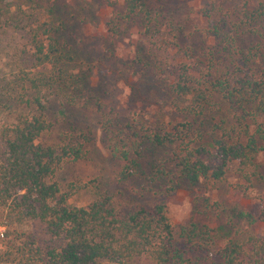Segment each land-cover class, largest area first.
Wrapping results in <instances>:
<instances>
[{
    "label": "trees",
    "instance_id": "obj_1",
    "mask_svg": "<svg viewBox=\"0 0 264 264\" xmlns=\"http://www.w3.org/2000/svg\"><path fill=\"white\" fill-rule=\"evenodd\" d=\"M51 13L35 0H0V65L6 56L0 108L11 117L0 120V264H132L141 257L154 264H264V208L231 217L262 230L207 252L197 227L178 234L161 202L121 211L94 183L61 189L52 181L64 162L83 158L87 136L72 132L57 143L44 138L52 130L45 116L52 99L74 103L84 85L70 66ZM257 16L261 25L251 12L241 32H213L218 47L197 60L190 48H180L174 33L170 41H160V50L172 51L166 62L171 106L188 119L151 127L144 118L120 124L104 115L107 149L122 164L118 182L141 176L172 193L180 180L221 183L233 175L245 191L262 179L264 11ZM125 17L140 19L144 33L153 31L147 0H126ZM157 150H167L168 158L157 161ZM83 189L95 199L84 207L70 204ZM30 222H38L59 246H38L20 229Z\"/></svg>",
    "mask_w": 264,
    "mask_h": 264
},
{
    "label": "rangeland",
    "instance_id": "obj_2",
    "mask_svg": "<svg viewBox=\"0 0 264 264\" xmlns=\"http://www.w3.org/2000/svg\"><path fill=\"white\" fill-rule=\"evenodd\" d=\"M35 1L41 9L52 10L55 32H59V41L72 59L70 66L84 79L74 103L52 99L45 112L52 124L51 132L44 137L48 143L60 142L72 132L87 136L82 145L83 158L64 162L52 181L61 189L70 184L94 183L98 193L110 196L121 211L135 206L150 208L161 202L178 234L197 227L198 239L207 252H214L251 230H262V225L251 229L243 220L231 217L264 208V168H260L262 179L245 191L238 189L241 183L233 175L221 183L199 181L191 185L180 180L172 193H165V185L147 184L141 176L121 183L117 175L122 164L107 149L101 118L115 116L120 124L144 118L151 127L186 121L188 118L171 106L166 62L172 51L166 54L160 50V41H170L174 33L180 48H190L193 59H200L207 50L218 47L219 40L213 32H241L250 22L247 18L251 12L257 18L252 21L261 25L263 18L257 14L264 11V0H147L153 18V31L148 34L140 19L125 17L126 0ZM22 43L23 40L19 45ZM5 57L1 69L6 64ZM17 110L16 107L14 111ZM6 114L0 108V120H11ZM153 157L166 160L168 151L157 150ZM148 160L149 157L143 160L144 167ZM94 199L92 191L83 189L75 191L69 203L84 207ZM20 229L30 233L40 247L60 244L38 222ZM0 230L3 232L4 228ZM132 264L154 263L141 257Z\"/></svg>",
    "mask_w": 264,
    "mask_h": 264
},
{
    "label": "built area",
    "instance_id": "obj_3",
    "mask_svg": "<svg viewBox=\"0 0 264 264\" xmlns=\"http://www.w3.org/2000/svg\"><path fill=\"white\" fill-rule=\"evenodd\" d=\"M2 230H0V233H1Z\"/></svg>",
    "mask_w": 264,
    "mask_h": 264
}]
</instances>
